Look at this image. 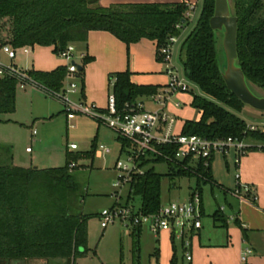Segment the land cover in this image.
Segmentation results:
<instances>
[{
    "label": "trees",
    "instance_id": "16d2710c",
    "mask_svg": "<svg viewBox=\"0 0 264 264\" xmlns=\"http://www.w3.org/2000/svg\"><path fill=\"white\" fill-rule=\"evenodd\" d=\"M99 1L0 0V45L8 43L15 49L49 46L56 54L69 43H85L89 31L101 30L111 33L127 48L142 39L153 41L156 58L161 60L158 50L167 45L171 36L179 37L190 21L185 3H117L103 7ZM230 8L237 17L236 64L253 92L254 87L264 91V0H230ZM213 11L214 0H202L195 25L181 44L185 77L201 94L191 93L190 100V105L200 112L199 119L184 120L180 133L207 139L231 136L264 141L260 129L248 130V124L235 113L245 104L222 80L215 31L209 25ZM89 60L88 56L83 58L80 74ZM27 73L39 85L59 91L64 86L66 66L59 65L50 71L31 68ZM17 86L16 78L0 77V113L14 111ZM108 89L115 97L117 108L124 109L126 104L131 107L141 98L155 94L159 86L134 83L131 72L126 69L108 75ZM116 138L121 153L128 142L119 136ZM96 148L93 139L90 150L84 153L66 150L64 164L57 167L0 163V264L40 259H64L69 264L79 247L87 249L89 216L76 210L79 187L73 174L75 167L70 168L69 164L81 157L93 156ZM212 158L200 159L195 165L190 164L189 157L179 161V166L167 163L166 175L170 178L194 176L193 191H198L201 199L202 185L214 184ZM163 162L161 158L142 161L144 173L132 176L125 204L138 197L137 208L141 213L158 210L163 174L149 165ZM212 218L219 225L227 221L219 207ZM233 222L238 223L237 215ZM172 239L170 264H177L173 235ZM133 264L141 262L136 259Z\"/></svg>",
    "mask_w": 264,
    "mask_h": 264
},
{
    "label": "rangeland",
    "instance_id": "374dc122",
    "mask_svg": "<svg viewBox=\"0 0 264 264\" xmlns=\"http://www.w3.org/2000/svg\"><path fill=\"white\" fill-rule=\"evenodd\" d=\"M178 3L187 5L197 4L193 11L187 12L189 24L185 26L182 33L177 37V41L172 47L171 65L181 78H185L183 66L181 63V44L184 37L195 25L198 17L202 0H177ZM173 3V2H168ZM216 49L220 67H224V56L222 50L221 35L215 31ZM30 51L25 53L22 47L15 49V58L13 63L22 70L36 68L41 65L43 60H52L56 58L62 60L51 51L49 46L35 45L29 47ZM81 48H77L75 61L82 65L79 53ZM0 58L8 62L6 56L0 53ZM166 65V63H164ZM189 91L184 93L180 98L182 107L170 111L176 116L177 124L194 118L196 109L189 106L187 99L191 93L201 94L200 90L187 80ZM254 93L264 96V91L254 87ZM110 93V92H109ZM16 102L13 112L0 113V163H9L23 165L26 167L39 168L62 166L65 162L66 150L76 154L84 153L90 150L91 138L84 137L77 127L78 118H91L77 115L73 120H66L65 112L62 111L60 101L33 85H26L24 88L16 87ZM80 95L78 93L69 94L72 101H77ZM175 99V98H174ZM172 99V100H174ZM184 99V101H183ZM171 105L173 104L170 102ZM154 106L152 105V108ZM248 125L252 124L258 128L264 127V111L255 110L247 105L243 106L239 112H235ZM95 122V121H94ZM73 124V127L69 126ZM77 127V128H76ZM35 130L36 134L32 136ZM117 135L104 125L99 127L97 135V145L103 144L110 149L109 153L100 154L97 148L93 156H86L71 161L75 164L73 174L79 187V196L77 198V211L87 214V246L79 247L69 264H129L131 259L135 261L139 257L142 264H148L150 253L153 251L156 243L151 234L145 230L138 239L136 234H132L128 226L120 221L109 224L106 228L100 226V212L114 204L124 205L128 184L121 187L115 186L117 175L121 172L114 168V162L119 153L120 143ZM251 140H247L250 142ZM258 142V141H256ZM75 143L77 148L71 150L69 144ZM29 148L30 153L25 150ZM214 164L219 168L234 175L231 167L225 169V161L231 163V151L226 153L224 158L222 153L214 154ZM125 156L121 154L120 160L123 162ZM242 158V157H241ZM22 163V164H21ZM155 172L163 174L160 184L161 202H188L194 187L196 178L194 176H170L166 175L168 166L166 163H153ZM222 166V167H221ZM209 184L202 185L204 204L208 206L207 211L216 208V203L225 207V213H228L227 204L224 201L223 193L213 188L211 192ZM228 198V196H226ZM133 207L137 208L139 198L134 197L130 202ZM202 204V198H201ZM206 217V216H205ZM204 217V218H205ZM121 259V260H120ZM19 261H13L16 263ZM51 264H67L64 259H51Z\"/></svg>",
    "mask_w": 264,
    "mask_h": 264
},
{
    "label": "built area",
    "instance_id": "2783aa9c",
    "mask_svg": "<svg viewBox=\"0 0 264 264\" xmlns=\"http://www.w3.org/2000/svg\"><path fill=\"white\" fill-rule=\"evenodd\" d=\"M188 8L189 11H193L196 9V5H188ZM176 41L177 37L171 36L167 45L158 50L161 62L166 63L165 73L168 80L155 94L147 97L155 105L152 109L145 108L141 100H138L131 107L126 104V108L118 109L115 97L111 92L107 96L106 106L104 107L85 102L81 97L77 101H72L69 94H80L81 78L78 69V66L81 65H78L74 59L75 53H77L74 43L67 44L64 50L56 53L58 57L66 61L65 82L63 88L59 91L49 90L39 85L28 75L27 70L18 68L12 61L15 58V48L8 43L0 45V53L8 59V62H4L0 58V77L10 76L16 78L19 87L24 88L26 85H33L58 99L68 122L77 115L86 116L97 124L106 126L117 136L126 140L128 145L123 152L118 153L114 162V168L121 172L116 178L115 186L117 187L129 184L133 175L143 174L145 167L142 166V161L146 159L161 158L164 160L163 163L179 166V161L188 157L190 158V164H192L193 160H196V162L200 159L207 160L217 152L226 155L230 150L233 154L234 165L238 168L241 157L248 151H264V141L250 137L238 138L231 136L220 139H207L195 134L187 135L174 131L176 118L170 113L168 104L175 94L186 92L189 89L187 80L181 78L170 63L172 47ZM29 47L23 46L22 49L27 53ZM175 106L178 107L179 102H176ZM69 126L73 127V124L69 123ZM258 129L264 133V128H258L252 124L248 125L250 131ZM32 133L33 135L36 134L35 130ZM247 140L251 141L247 142ZM160 147H163V150ZM68 148L74 150L77 146L75 143H71ZM26 151H29V148H26ZM97 152L106 154L110 152V149L103 144H99L97 145ZM121 154L125 156L123 162L120 160ZM69 167L73 168L75 164L71 162ZM235 180L236 183L231 192L236 198L249 201L257 199V196L252 194L249 185L239 182L237 169ZM219 210L224 212L225 207L219 206ZM236 215V213L227 215V221H233ZM99 216L102 228H106L115 221H120L129 227H146L154 235L162 231H169L175 238L182 241L185 258L190 260V240L186 236V232L189 229L196 230L201 227V199L198 191L194 190L188 202L172 201L161 204L158 210L153 213L143 214L132 204H114L103 209ZM250 253V248H244L239 256V264H247V257Z\"/></svg>",
    "mask_w": 264,
    "mask_h": 264
},
{
    "label": "crops",
    "instance_id": "0c3cea01",
    "mask_svg": "<svg viewBox=\"0 0 264 264\" xmlns=\"http://www.w3.org/2000/svg\"><path fill=\"white\" fill-rule=\"evenodd\" d=\"M178 3L177 0H100L99 3L103 7H108L117 3ZM197 7V4H195ZM76 49L81 48L79 53L81 63L83 58L90 57V60L83 65V72L80 78V97L88 103H95L99 107L106 106L108 89V75L114 72L124 71L129 69L131 72V80L140 85H153L161 88L168 80L165 73L166 65L156 58L155 44L153 41L142 39L139 42L132 43L127 48L126 45L114 37L111 33L101 30H92L87 33L85 43H75ZM30 51V49H29ZM28 51V52H29ZM52 51V50H51ZM27 52V53H28ZM41 65L34 69L50 71L59 65H65L64 59L58 60H43ZM31 69V68H30ZM28 70V69H27ZM178 73V72H177ZM186 79V77H185ZM187 80V79H186ZM189 91V89H188ZM186 91V92H188ZM186 92L175 94L168 104V109L173 111L176 108L182 107L180 98ZM175 98V99H174ZM174 99V100H172ZM145 108L152 109L155 105L146 97L140 99ZM191 97L187 99L190 105ZM184 101V99H183ZM179 102L176 107L175 103ZM153 107V108H154ZM192 107V106H191ZM200 117V112L196 109L194 118H186L197 120ZM176 118V116H175ZM67 120V119H66ZM184 121L177 124V118L174 125V131L180 132ZM101 125L87 118H78L77 127L81 130L84 137L88 136L97 140L99 127ZM76 127V128H77ZM264 128V127H262ZM35 135V134H34ZM32 133V136H34ZM97 144V143H96ZM120 150V146H119ZM26 151V150H25ZM68 151V150H67ZM30 153L31 151H26ZM70 152V151H68ZM232 154V153H231ZM224 158L226 155H223ZM214 157L211 161V174L213 185H210L211 192L213 188L220 190L225 196L224 201L227 204L228 213L237 214L238 223L226 221L225 225H219L214 222L212 214L220 206L216 203V208L207 211L208 206L204 204V196L202 189V204H201V227L199 229H189L186 236L190 240L189 252L191 259L185 258L184 248L181 240L174 236V245L177 248V264H239L240 253L244 248L251 249V253L247 257V264H264V151L250 150L239 161L238 168L234 165L233 154L231 163L225 161L224 167L229 170L230 167L234 173L225 172L219 168L218 164H214ZM13 165L26 167L23 165ZM192 165L196 164L193 160ZM22 164V163H21ZM37 167V165H36ZM169 169V168H168ZM236 169L239 172V182L247 184L251 188L252 194L257 196L254 201L239 200L232 194L236 180ZM169 171V170H168ZM168 173V172H167ZM195 186V184H194ZM191 190L194 187H189ZM229 190V191H225ZM226 192V194H225ZM228 196V198L226 197ZM161 204H163L161 202ZM206 216V217H205ZM205 217V218H204ZM129 227V226H128ZM132 234H136L138 239L146 230L155 240V247L150 253L148 264H170L173 254V239L172 233L162 231L157 235L152 234L146 227H129ZM181 245V247H180ZM137 259L140 261L139 257ZM121 260V259H120ZM129 264L135 261L133 258ZM141 262V261H140ZM10 264H51L45 260H29L19 261ZM142 264V263H141Z\"/></svg>",
    "mask_w": 264,
    "mask_h": 264
},
{
    "label": "water",
    "instance_id": "95a60500",
    "mask_svg": "<svg viewBox=\"0 0 264 264\" xmlns=\"http://www.w3.org/2000/svg\"><path fill=\"white\" fill-rule=\"evenodd\" d=\"M209 25L213 31H219L221 34L224 56L221 77L227 89L243 104L264 111V96H259L251 90L241 67L236 64L237 17L231 12L230 0H214V11ZM78 69L81 70V66H78Z\"/></svg>",
    "mask_w": 264,
    "mask_h": 264
}]
</instances>
